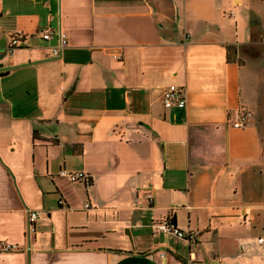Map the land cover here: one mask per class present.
I'll return each instance as SVG.
<instances>
[{"label":"crops","instance_id":"crops-1","mask_svg":"<svg viewBox=\"0 0 264 264\" xmlns=\"http://www.w3.org/2000/svg\"><path fill=\"white\" fill-rule=\"evenodd\" d=\"M261 237L264 0H0V264H264Z\"/></svg>","mask_w":264,"mask_h":264},{"label":"built area","instance_id":"built-area-1","mask_svg":"<svg viewBox=\"0 0 264 264\" xmlns=\"http://www.w3.org/2000/svg\"><path fill=\"white\" fill-rule=\"evenodd\" d=\"M53 32L48 31L44 33L43 38L45 40H51L53 36ZM59 44L52 50V54L55 57H60L63 53V50L68 47V37L64 33L58 34ZM23 39V34H18L11 37L9 41V45L7 48V54L13 56L18 49L21 40ZM120 59V57H119ZM163 101L166 108H176L179 110H185L187 107V97L184 90L179 89L176 85H170L167 89L164 90L163 93ZM248 116L246 114H239L238 121L234 124L235 128H244L247 125ZM62 178L69 180L72 183H85L86 185H90L92 183V177L87 173H74L68 171H62L60 173ZM151 199V196H149ZM90 204L86 205V209H89ZM40 213L35 211L30 213L29 220L31 225V231H34V224L39 219ZM155 229L164 234V235H173L176 238L187 241L189 243L193 242L197 238V234L192 232H184L180 230L176 224L172 220H164L154 225ZM257 243L259 245H264V237L257 239ZM15 247L13 246H4L5 251H11Z\"/></svg>","mask_w":264,"mask_h":264},{"label":"water","instance_id":"water-1","mask_svg":"<svg viewBox=\"0 0 264 264\" xmlns=\"http://www.w3.org/2000/svg\"><path fill=\"white\" fill-rule=\"evenodd\" d=\"M2 55H4V53Z\"/></svg>","mask_w":264,"mask_h":264}]
</instances>
